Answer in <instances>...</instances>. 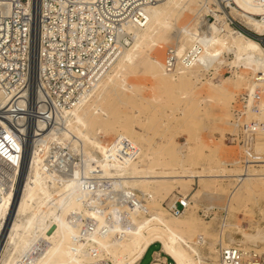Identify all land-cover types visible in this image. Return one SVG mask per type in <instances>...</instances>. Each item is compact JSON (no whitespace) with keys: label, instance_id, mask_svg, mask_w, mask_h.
I'll return each mask as SVG.
<instances>
[{"label":"bare ground","instance_id":"bare-ground-1","mask_svg":"<svg viewBox=\"0 0 264 264\" xmlns=\"http://www.w3.org/2000/svg\"><path fill=\"white\" fill-rule=\"evenodd\" d=\"M234 1L241 9L240 11L232 7L234 12H237L247 25L252 26L258 35L264 36V10L251 0ZM203 7L204 4L200 0H160L131 12L126 19L121 20L120 26L110 24L113 33L118 35L112 45L115 49L112 55L108 59H102L95 74L90 73V86L77 102L70 108L60 107L51 124L42 120L36 121L28 140L33 142V138H37L32 147H24L18 183L11 184L7 189L0 185V264H86L97 259H110L113 264H137L146 250L155 243L161 244L162 251L175 264H191L192 255L183 253L179 240L176 241L175 238L176 233L184 234L194 227L193 219L186 217L188 201L183 200L182 196L173 199L171 205L177 199L186 204V208L179 215L167 217V212L159 207L150 211L146 217L145 213L137 211L136 198L144 196L153 200L154 193L162 184L176 181L185 185L194 177L203 175L179 174L168 168V165L153 170L151 165H157L158 162L145 160L139 149L123 153L119 152L120 145L104 146L97 140L96 131L93 129L97 130L96 125L101 119L107 120L114 114L115 109L110 104L111 101L120 99L122 92L135 89L133 84L128 83L127 77L137 74L138 69L144 68L150 77L160 79L166 89L172 81L186 72H195L196 69L190 67L192 57L187 51L185 38L200 36V27L196 25L191 30L186 29L179 25V19L184 12L198 13ZM253 14H260L261 18H255ZM85 16L91 17V14L85 13ZM201 19L202 24H207L209 12ZM215 21L217 24L219 20ZM215 34L217 39H222V46L211 47L210 50L219 49L218 53L224 49L228 53L231 52L229 49L232 50L235 57L232 64H243L253 72L252 80L249 81L252 85L249 87V106L253 111L256 102L255 86L261 81L259 75L264 74V47L260 41L239 30L234 31L228 24H224ZM125 35H129V39ZM121 37H125L126 45L121 43ZM169 37L175 39V44L167 48V55L162 63L154 58L151 52ZM108 46L110 44L106 42L105 47ZM168 54H172L174 63L169 64L171 61L167 59ZM189 93L185 92V97H188ZM5 103L6 98L0 91V105ZM260 106H264V99ZM60 113L63 114L60 121L63 126L59 131L49 129L46 136L43 135L47 128L60 119L57 118ZM261 118L258 116L256 121H261ZM51 143L67 147V153L72 156L76 155V152L83 153L86 156L84 169L76 166L70 176L62 178L56 175L54 170L49 169L45 160ZM54 158L57 159V154ZM136 158L138 161L134 160ZM256 162L264 164V160ZM253 166L252 163L249 165L248 173H239L238 185H249V182L255 179L264 180L263 174L254 177L250 170ZM220 175L216 174L214 177ZM82 178L110 179L113 185L109 189H97L94 184L91 187L90 182H82ZM245 191L248 190L245 188L242 192ZM94 192L103 195L106 200L100 201L93 196ZM111 193L113 197L118 194L126 195L129 197L128 201H133L134 204L115 203L110 200ZM231 201L229 198L225 204L227 213ZM139 203L141 205L138 208L142 209L143 204L141 201ZM124 217L127 223L123 222ZM227 220L226 227L231 225ZM218 234V242H224V233ZM242 235L252 243L258 240L247 234ZM233 242L235 240L232 239L229 243ZM211 249V252H216V247ZM150 264L164 263L158 259Z\"/></svg>","mask_w":264,"mask_h":264},{"label":"rangeland","instance_id":"rangeland-1","mask_svg":"<svg viewBox=\"0 0 264 264\" xmlns=\"http://www.w3.org/2000/svg\"><path fill=\"white\" fill-rule=\"evenodd\" d=\"M200 2L204 4L201 12H184L179 19V25L186 29L191 30L196 25L200 27V36L185 38L187 51L192 57L190 67L196 69L195 72H186L176 79L177 81H172V86L166 89L160 79L150 77L144 68L140 69L144 72L138 69L137 74L127 77L128 83L133 84L135 89L122 92L120 99L111 101L110 104L115 109L114 114H111V118L107 120L101 119L100 126L96 125L97 130L93 129L96 131L97 140L104 146L120 145L123 153H129L131 149H139L145 160L158 162L157 165H151L153 170L168 165V168L174 169L173 171L179 174L203 175L194 177L185 185L176 181L166 182L158 187L153 200L144 196L136 198L137 211L145 213L146 217L150 211L159 207L167 212L165 213L167 217L173 216L166 208V203L169 202L171 205L178 194L182 195L183 200L188 201L186 217L193 219L194 227L185 231V235L176 233L181 238L177 235L175 238L176 241L179 240L181 251L192 255L191 264H202L205 256L212 259L216 256L215 252H211V248L216 247L218 242L220 232L217 226L220 221L217 218L208 219L202 216V208L216 206L224 209L229 198L232 201L227 223L231 225L226 227L224 242L229 243L233 239L240 244L243 242L245 246L258 245L264 249V180L255 179L252 180L253 182L250 181L249 185L248 183L238 185L237 175L242 172L239 161L244 157V148L231 139V135L236 131L230 121L232 107L238 96L251 90L249 87L252 85L249 81L252 80L253 72L243 64H232L235 58L232 50L229 49L231 51L229 53L226 49L220 53H218L219 49H211L213 53L210 50L211 47L222 46L220 44L222 39H217L215 31L221 30L224 24H228L234 31L239 30L260 41L263 47L264 36L258 35L252 26L247 25L238 13L234 12L232 7L241 11L234 0H200ZM251 2L264 10V0H251ZM206 12H209V22L202 24L201 18ZM253 17L260 19L261 15L253 14ZM215 20H219L217 24ZM173 44L175 39L169 37L155 47L151 55L163 63L167 48ZM223 60L228 62L223 63ZM261 74L259 75L261 81L255 89L256 93L260 91L259 96L264 99V74ZM221 88L226 90L221 91ZM185 92L189 93L187 95L189 98L185 97ZM61 113L57 114V118L60 119L47 128L43 135L46 136L49 129L54 128L59 131L63 126L60 122L63 119ZM256 113L262 116V121L263 111L260 109ZM36 138H33V142H29L28 148L32 147ZM253 140L256 150L264 157V132L254 135ZM59 145L50 144L49 154L45 160H49L55 151H68L67 147ZM74 154L76 155L73 158H76L78 153ZM134 160L138 161L137 158ZM138 164L140 165L139 162ZM252 164L254 166L250 167V170L254 177H260L261 174L263 177L264 164ZM216 174L221 175L214 177ZM235 180H238L237 183ZM243 186L248 190L245 193L242 192L245 190ZM139 201L143 204L142 209L138 208L141 205ZM242 234L258 240L252 243ZM182 237H184L183 241ZM205 242L207 243L204 245ZM160 246V243L151 245L140 264L152 262L155 251H158ZM163 257L167 258L168 264H175L166 254H162L161 258Z\"/></svg>","mask_w":264,"mask_h":264},{"label":"built area","instance_id":"built-area-1","mask_svg":"<svg viewBox=\"0 0 264 264\" xmlns=\"http://www.w3.org/2000/svg\"><path fill=\"white\" fill-rule=\"evenodd\" d=\"M157 1L160 0H0V91L6 98L5 105H0V185L7 189L18 183L24 147L28 148L29 133L36 121L51 124L60 107L70 108L77 102L90 86V75L99 70L102 59L112 55L118 35L110 24L120 26L131 12ZM125 37L129 39V35ZM125 37L120 39L124 45ZM106 42L110 46L105 47ZM167 59L169 64L174 63L172 54ZM259 92L253 112L249 106L250 91L238 96L232 107L230 121L236 131L231 139L244 148V157L239 161L242 173H248L251 163L264 158L253 140L254 135L264 132V119L254 121L259 116L254 114L260 109L264 111V106H259L263 100ZM67 152L55 151L46 160L49 169L62 178L70 176L76 166L85 167L83 153L78 152L73 158ZM82 182L102 190L113 185L110 179L82 178ZM93 196L106 200L97 192ZM109 197L115 203L134 204L126 195L113 197L111 193ZM166 208L179 215L186 204L177 199L173 205L166 203ZM201 214L208 219L217 218L218 232L224 233L226 210L208 206L202 208ZM123 222L127 223L125 217ZM215 255L213 259L205 256L202 264H264V249L237 241L217 242ZM86 264L113 262L97 259Z\"/></svg>","mask_w":264,"mask_h":264},{"label":"crops","instance_id":"crops-1","mask_svg":"<svg viewBox=\"0 0 264 264\" xmlns=\"http://www.w3.org/2000/svg\"><path fill=\"white\" fill-rule=\"evenodd\" d=\"M146 251H147V250H146ZM145 253H146V252H145ZM145 253H144V255H146ZM162 254H165V253L162 251L161 246H160V249H159L158 251H155V256H154L153 261L159 259V260H161L164 264H168L167 258H165V257L161 258ZM144 255H143V257L137 262V264H140V263H141L142 259L144 258ZM153 261H152V262H153ZM150 263H151V262H150ZM150 263H149V264H150Z\"/></svg>","mask_w":264,"mask_h":264}]
</instances>
